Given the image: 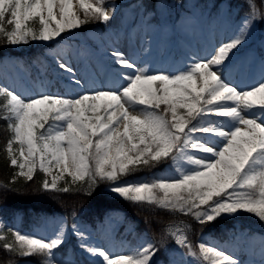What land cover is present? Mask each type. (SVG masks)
Wrapping results in <instances>:
<instances>
[{
  "label": "snow or ice",
  "instance_id": "1",
  "mask_svg": "<svg viewBox=\"0 0 264 264\" xmlns=\"http://www.w3.org/2000/svg\"><path fill=\"white\" fill-rule=\"evenodd\" d=\"M246 2L248 11L239 17L227 42L210 57L193 59L186 70L138 69L135 60L113 48L109 53L113 62L121 69H132L121 73L125 83L119 88L86 89L69 98L44 93L26 101L0 87V96L7 99L5 107L9 109L5 119L10 121L8 128L13 133L7 149L11 165L20 170L18 175L31 181L37 169L45 175L56 169L58 174L52 175L51 181L45 180L43 188L60 192L70 190L58 187L65 175L72 181L86 182L89 187L111 182L109 191L127 201L190 214L202 225L215 222L222 215L239 213L254 214L264 221V39L259 41V53H250L253 59L258 55V80L240 87L226 80L222 72L226 61L248 42L254 22L264 20V0ZM72 4L73 0H0V36L11 46L30 41L47 43L90 21L108 24L116 11L114 4L105 7L103 0L98 4L78 0L84 14L82 20L72 10ZM57 5L59 19L54 15ZM140 7L145 8L147 16L154 15L146 5ZM34 17H39L42 25L39 32L26 26ZM5 23L12 26L11 30ZM177 23L190 28L199 22L193 15L182 17ZM141 51L151 55V44ZM58 64L76 85H81L70 64L63 60ZM247 70L242 62L239 71ZM178 109L184 113H178ZM213 116L226 118L228 125L217 124L211 119ZM195 133L217 139L202 141ZM14 143L19 145L16 150ZM189 150L201 155L197 157ZM165 161L176 166L179 175L119 182L122 175ZM184 164L190 167L185 170ZM72 233L79 247L102 258L103 264H153L160 251L149 243L134 254L113 255L90 245L78 225H72ZM173 235L176 244L201 264H242L232 253L203 242L198 245V255L187 236ZM14 236V241L3 243L8 252L21 257L40 255V264H61L54 250L64 243L63 228L50 240L19 231Z\"/></svg>",
  "mask_w": 264,
  "mask_h": 264
},
{
  "label": "rangeland",
  "instance_id": "2",
  "mask_svg": "<svg viewBox=\"0 0 264 264\" xmlns=\"http://www.w3.org/2000/svg\"><path fill=\"white\" fill-rule=\"evenodd\" d=\"M115 1L103 0L105 7L111 8L113 4L116 6L113 19L108 24H105V27L90 21L75 30H66L60 37L54 38L47 43L30 41L34 45L45 49L46 68L44 66L31 71L23 64V55L20 54L25 51V45L27 44L11 46L7 45L6 38L0 39V42L4 43V49L9 52L8 55H4L0 59V87L13 91L14 94H19L26 101L31 97L44 93H58L69 98L78 96L86 89L119 88L125 83L121 73L131 72L132 69H121L120 66L113 62L109 55L113 48L119 49L127 57L135 60L138 69H147L149 72L156 70H164L166 72L183 71L186 70L193 59L210 57L218 46L227 42L234 34L236 23L239 19V16L236 15L238 8L233 7V4H228L227 1L219 3L217 10H212V0H183L180 2L159 0L156 4L154 15L150 17L147 16L145 8L140 7L142 5L140 3L141 0H117L125 4V6L122 4V10ZM73 2L72 10L78 12L83 20L84 14L83 10L79 9L78 0H73ZM88 2L98 4L99 0H88ZM245 4L246 13L248 11L247 2ZM164 5H167V7ZM147 10L152 11L151 9ZM245 13L241 14V16ZM261 14H264V10L261 11ZM54 15L57 19L60 18L58 5L54 10ZM193 15L199 22L197 26L183 28L177 23L182 17H191ZM99 24L102 23L99 22ZM50 25L55 27L54 22H50ZM26 26L36 32H39L42 28L39 17L31 18L26 22ZM107 26L110 27L105 30ZM5 27L9 30L12 28L11 25L6 23ZM261 39H264V20L254 22V28L251 31L248 42L232 55L230 60L226 61L222 67L223 76L226 80L240 87H245L260 78L261 70L258 55L253 59L250 53L253 51L257 54L259 53L258 44ZM149 43L151 44L152 54L146 55L141 49L148 46ZM61 60L66 61L76 70L77 78L81 80V85H76L69 77V74L59 68L58 62ZM242 62L246 64L248 69L244 73L239 71ZM6 104L7 99L5 98L4 107ZM4 111L8 115L9 109L5 107ZM178 113H184V110L178 109ZM211 119L225 127L229 123L226 118L213 116ZM199 123L204 122L201 121ZM194 135L200 137L202 141L213 142L217 139L214 136L210 137L203 133H195ZM18 147V144H13L14 150L18 149ZM189 153L197 157L201 155L198 152L193 153L192 150H189ZM7 155L11 161L12 157L9 155L8 149ZM15 155H19L18 151H15ZM14 167L16 177L27 179L25 176L18 175L20 170L18 167ZM188 167L190 165L184 164L185 170ZM56 174H58V170L53 169L52 174L45 175L44 181H51L52 175ZM177 175H179V171L171 163L164 171L150 177L141 176L132 179H120L119 182L136 183L152 181L157 178H172ZM76 182L78 181H72L71 177L65 175L63 179L58 181V187H69L76 184ZM106 183L107 186L104 187V190L114 197L121 198L109 191L111 182ZM86 184L88 185V183ZM177 213L182 216H192L190 214ZM238 215L247 221L248 225L243 230L239 231L227 243L218 242L209 234L201 235L195 240V245H192L197 254L199 255L198 245L203 242L207 246H213L218 250L225 251L226 254L232 253L242 261V264H262V261H264V248H262V245H264V221H260L254 214L248 213H239L234 216L222 215V217L227 219ZM73 224L78 225L85 231L88 236L87 242L90 245L103 248L106 252L113 255L134 254L143 246L151 243L145 236L127 237V234L131 233L132 227L125 220L124 214L120 210L107 211L95 228L82 222ZM73 224H67L61 216H48L39 219L28 230H19L17 217L12 228L0 218V237H5L9 242L14 241V233L19 231L21 234H30L37 238L50 240L55 238L59 234L60 229L63 228L64 242L70 236L75 237L76 255H72L71 251H69V254L64 257L59 249L54 250L55 258L61 261V264H103L102 258L92 256L79 247V241L72 233ZM121 225L124 226L123 232L117 233ZM185 226L186 224L182 221L168 226V236L172 238L175 246L166 254V262L157 263L154 259L153 264H201L197 257L188 256L187 249L176 244L173 233L185 235ZM250 228H254V230L250 231ZM35 257L37 256H33V258Z\"/></svg>",
  "mask_w": 264,
  "mask_h": 264
},
{
  "label": "trees",
  "instance_id": "3",
  "mask_svg": "<svg viewBox=\"0 0 264 264\" xmlns=\"http://www.w3.org/2000/svg\"><path fill=\"white\" fill-rule=\"evenodd\" d=\"M108 1V0H107ZM156 0H141L142 5L147 9H153ZM221 0H215L219 2ZM236 2V1H235ZM234 2V3H235ZM259 2V0H257ZM264 9V8H262ZM96 24L98 21H94ZM104 26L105 25H102ZM4 37H0L3 39ZM23 55L24 63L31 66L33 63L43 64V49L38 46L29 45ZM14 52V51H13ZM9 54L4 49V43L0 42V58ZM4 97H0V216L2 219L13 224L14 217L20 215V229L29 228L37 219L47 216H64L68 224L82 222L91 227L109 210H120L124 213L125 219L131 224L133 231L130 236H145L160 251L155 258L166 262V254L174 248L172 238L168 236L167 226L172 223L184 222L185 235L195 245V240L202 234H209L218 242L228 239L230 233L237 231L234 224L238 223L242 229L246 220L241 216L236 218H223L212 223L200 224L193 216H182L175 211L162 209L156 205L136 204L125 199H119L105 193L103 186L106 182L97 183L91 187L85 182H76L69 186L68 192L45 190L43 188L44 174L37 170L31 181L15 176V167L11 165L7 155V142L11 137V130L4 113ZM170 161H165L153 168L141 167L130 175H122L120 179H132L140 175L151 176L164 169ZM244 222V223H243ZM123 228V227H122ZM121 228V229H122ZM8 239H0V264H8L15 261L16 264L23 262L40 263L42 256L36 255L21 257L8 252L3 248V243ZM75 238L71 236L63 244L62 254L66 255L70 248L73 255H76L74 246Z\"/></svg>",
  "mask_w": 264,
  "mask_h": 264
},
{
  "label": "bare ground",
  "instance_id": "4",
  "mask_svg": "<svg viewBox=\"0 0 264 264\" xmlns=\"http://www.w3.org/2000/svg\"><path fill=\"white\" fill-rule=\"evenodd\" d=\"M73 4H74V2H73Z\"/></svg>",
  "mask_w": 264,
  "mask_h": 264
}]
</instances>
